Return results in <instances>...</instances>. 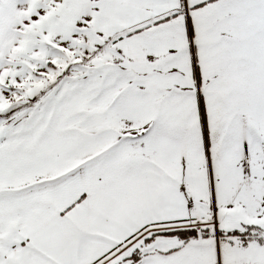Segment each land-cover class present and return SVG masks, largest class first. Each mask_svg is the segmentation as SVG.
I'll use <instances>...</instances> for the list:
<instances>
[{"label": "snow or ice", "instance_id": "obj_1", "mask_svg": "<svg viewBox=\"0 0 264 264\" xmlns=\"http://www.w3.org/2000/svg\"><path fill=\"white\" fill-rule=\"evenodd\" d=\"M0 264H264V0H0Z\"/></svg>", "mask_w": 264, "mask_h": 264}]
</instances>
